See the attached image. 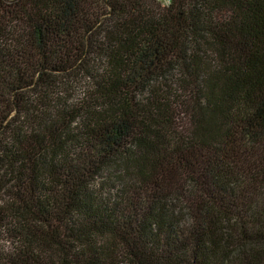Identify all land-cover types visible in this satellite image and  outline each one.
<instances>
[{
	"label": "trees",
	"instance_id": "1",
	"mask_svg": "<svg viewBox=\"0 0 264 264\" xmlns=\"http://www.w3.org/2000/svg\"><path fill=\"white\" fill-rule=\"evenodd\" d=\"M0 264H264V0H0Z\"/></svg>",
	"mask_w": 264,
	"mask_h": 264
},
{
	"label": "built area",
	"instance_id": "2",
	"mask_svg": "<svg viewBox=\"0 0 264 264\" xmlns=\"http://www.w3.org/2000/svg\"><path fill=\"white\" fill-rule=\"evenodd\" d=\"M157 1H164V0H157ZM165 3H166V1H165Z\"/></svg>",
	"mask_w": 264,
	"mask_h": 264
},
{
	"label": "rangeland",
	"instance_id": "3",
	"mask_svg": "<svg viewBox=\"0 0 264 264\" xmlns=\"http://www.w3.org/2000/svg\"><path fill=\"white\" fill-rule=\"evenodd\" d=\"M4 245V244H3ZM5 247H6V245H5Z\"/></svg>",
	"mask_w": 264,
	"mask_h": 264
}]
</instances>
